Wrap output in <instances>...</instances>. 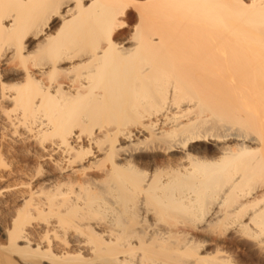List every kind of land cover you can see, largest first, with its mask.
<instances>
[{"label":"bare ground","instance_id":"6f19581e","mask_svg":"<svg viewBox=\"0 0 264 264\" xmlns=\"http://www.w3.org/2000/svg\"><path fill=\"white\" fill-rule=\"evenodd\" d=\"M1 72L0 264H264V0H0Z\"/></svg>","mask_w":264,"mask_h":264},{"label":"rangeland","instance_id":"374dc122","mask_svg":"<svg viewBox=\"0 0 264 264\" xmlns=\"http://www.w3.org/2000/svg\"><path fill=\"white\" fill-rule=\"evenodd\" d=\"M1 74H2V77H0V79H3L4 81H6L7 79V81H8V83H10V82H12V80L10 79L11 77L10 76H8L7 74H5L4 75V73H2L1 72ZM0 74V75H1ZM7 77V78H6ZM1 124V123H0ZM2 125H0V143H1V145L0 146H2V145H4V142H5V145H4V148L5 149H2V147H0V149L2 150V152H9V148L11 147V146H13V147H11L10 149H12V148H16L15 149V151H14V149H12V150H10V152H11V154H6V156L8 155V161L10 160V162H12V165L11 166H9V167H7V168H3V169H0L1 170V174H0V188L1 187H4V186H6V185H10V184H15L16 182H18L19 181V177H20V175H21V170H19V168L21 167L22 169H24L23 167H27L28 166V168H29V170H30V163H33V165L31 164V168L33 169V167H35L34 166V155H35V153H32L33 151L35 152V150L37 149H39V150H41L40 148H38V147H36V146H39L38 144H36V142H29V141H26L24 144L21 142V141H18L17 139H16V137H14L13 139L10 137V135L8 134V133H10L11 131L8 129V128H4L3 130L5 131V134H4V131L3 130H1L2 129ZM7 130V131H6ZM8 131H10V132H8ZM7 132V133H6ZM4 135V136H3ZM6 135H7V137H6ZM10 139H9V138ZM7 138H8V141H7ZM11 139H12V141H11ZM2 140H4V141H2ZM16 140L18 141V142H21V144L20 143H18V142H16ZM15 141V142H14ZM7 142V143H6ZM12 142H14L13 143V145H12ZM27 142H28V144H27ZM10 144H11V146H10ZM27 144V145H26ZM7 145H9L8 147H7ZM21 145V146H20ZM15 146V147H14ZM28 146H31V147H28ZM18 147V148H17ZM25 147L26 148H29L28 149V152H29V155H28V157H24V155H23V161H28L27 163L26 162H23V165H22V161L21 160H19L20 158L18 157V155H16V157H15V154H18L19 152H21V149H24L23 151H26L27 152V150L25 149ZM40 147V146H39ZM20 149V150H19ZM30 149H31V151H30ZM33 149V150H32ZM35 149V150H34ZM16 150H19V152L17 151V153H16ZM36 150V151H37ZM30 152H31V154H30ZM38 152V151H37ZM4 153V154H5ZM14 153V154H13ZM5 155H4V157H6ZM15 158H14V157ZM7 158V157H6ZM9 158H11V159H9ZM24 158H26L25 160H24ZM16 159V160H15ZM11 160H13V161H11ZM30 161V162H29ZM34 161V162H33ZM17 162V163H16ZM14 163V164H13ZM20 168V169H21ZM27 168V169H28ZM17 169V170H16ZM27 169H25V170H27ZM13 170V171H12ZM14 171H15V173H14ZM17 171H19V172H17ZM8 172V173H7ZM17 172V173H16ZM14 173V174H13ZM19 173V174H18ZM8 176H6V175ZM16 174V175H15ZM4 177H3V176ZM17 175H19V176H17ZM26 177V176H25ZM2 178V179H1ZM15 178H17V179H15ZM12 179H14V181L12 180ZM7 180H8V182H7ZM16 180H18V181H16ZM12 182V183H11ZM14 182V183H13ZM8 183V184H7ZM4 185V186H3ZM1 196V195H0ZM2 199H4V197L3 196H1L0 197V200H2ZM1 206V205H0ZM2 207H0V226L2 227V228H0V240L2 239V240H5L6 238V234H5V231H4V228H6V225L9 223V220H10V216H8V215H11V209L10 210H7V212H6V209H4V208H2ZM4 209V210H3ZM2 211H3V213H4V211L6 212V213H4V214H2ZM9 211V212H8ZM3 215V216H2ZM2 216V217H1ZM9 217V218H8ZM6 218V219H5ZM3 219H5V220H3ZM3 220V221H2ZM6 221V222H5ZM3 223H4V225H3ZM210 246V247H209ZM212 246H214L213 244H209V245H207V249H211L212 248ZM213 249V248H212ZM15 258L18 260V256H15Z\"/></svg>","mask_w":264,"mask_h":264}]
</instances>
